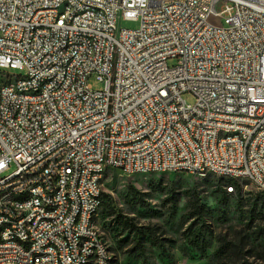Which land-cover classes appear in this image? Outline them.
Instances as JSON below:
<instances>
[{
  "label": "built area",
  "instance_id": "obj_1",
  "mask_svg": "<svg viewBox=\"0 0 264 264\" xmlns=\"http://www.w3.org/2000/svg\"><path fill=\"white\" fill-rule=\"evenodd\" d=\"M85 5H98V13L75 16ZM124 19L139 27H123ZM69 52L76 60L65 63ZM0 67L28 73L26 82L11 77L0 86V221L17 219L23 235L18 216L31 210L26 246L14 245L8 230L0 235V264L7 256L78 264L82 253L104 264L95 235L84 247L73 240L91 233L86 218L103 209L96 195L114 169L193 173L215 165L264 190V0H0ZM44 74L53 78L47 96H20ZM185 93L194 94L193 104ZM229 128H241L240 137L224 138ZM12 166L18 180L2 183ZM37 166L44 174L28 177ZM31 179H40L33 201L9 209L3 192ZM36 193L46 194L53 213L39 210ZM42 242L62 243L63 252L41 250Z\"/></svg>",
  "mask_w": 264,
  "mask_h": 264
},
{
  "label": "rangeland",
  "instance_id": "obj_2",
  "mask_svg": "<svg viewBox=\"0 0 264 264\" xmlns=\"http://www.w3.org/2000/svg\"><path fill=\"white\" fill-rule=\"evenodd\" d=\"M217 8L220 10V5ZM212 21L223 22L216 18ZM139 24L138 20L121 21L125 28H138ZM174 63L175 60L169 61L171 65ZM0 73L27 74L24 69L11 67H0ZM91 82L96 89L103 87L94 78ZM183 98L190 104L195 101L193 93H185ZM13 170L14 166L5 174ZM227 185V181L213 176L192 173L129 175L120 169L110 171L104 179V190L112 195L116 208L134 218L142 230L138 234L134 229L125 230L113 223L109 206H103L101 224L109 231L116 256L114 264H216L215 252L224 243L220 240L223 236L235 244L239 243V236H244L243 249L251 250L249 262L264 264V190L251 182H242L237 184L235 194H228ZM132 187L139 193L135 194ZM173 192L177 198L175 207L171 199ZM195 192L206 207L202 220L191 219ZM198 226L207 231L210 247L206 255L190 243L188 236L189 228L195 230Z\"/></svg>",
  "mask_w": 264,
  "mask_h": 264
},
{
  "label": "bare ground",
  "instance_id": "obj_3",
  "mask_svg": "<svg viewBox=\"0 0 264 264\" xmlns=\"http://www.w3.org/2000/svg\"><path fill=\"white\" fill-rule=\"evenodd\" d=\"M61 10H71V3H61ZM40 13H47V6H40ZM98 13V5H85V8H76L75 16L85 17L89 14ZM89 46H96V39H89ZM63 47H71V39L63 40ZM76 60V52H69L65 55V63H72ZM11 77H15V81L26 82L28 81V73L26 75H13L9 73H0V86H7L11 84ZM53 85L52 74H44L38 81V87L34 86H22L20 88V96L27 97L29 100H40V97H45L48 94V87ZM241 135V128H229L224 130V138H237ZM48 149L40 150V157H47ZM168 172L166 170H156L146 173L135 174H152ZM174 173H188L185 170H173ZM44 174V166H37V168L28 170V177H38ZM96 175H103V167H95ZM202 177L213 176L223 181H227L226 188L231 187L237 192V184L241 183L240 177L235 175V171H225L221 175V171L215 165H196V172ZM103 177V184H104ZM18 180V173L10 172L2 176V183H9L11 181ZM34 186H40V179H31V181H25V188L16 191H4L3 200L12 201L9 202V209H16V204H26L33 201L34 198ZM36 200L39 201V210L44 213H53V206L50 205V200H46V194L36 193ZM58 203L66 202V195H57ZM96 202H104L102 194L96 195ZM103 209L98 212H91L86 218V229H90L91 233H80L78 238L73 240V247H84L88 244H93V235L96 236L98 244H100V251L104 255V264H114L116 256L108 243L105 230L102 228L100 217H102ZM31 210H24L18 216V224L20 226V233L17 228V219L6 218L4 221H0V235H6L8 230V238L14 239V245L26 246L28 238H30L31 232ZM100 221V225L98 224ZM114 223V222H113ZM41 250H52V252H63V244L57 242H42ZM56 262H63V255H56ZM7 264H36L30 263L29 260H21L16 256H7ZM78 264H103L99 258H92V253H82L79 256Z\"/></svg>",
  "mask_w": 264,
  "mask_h": 264
},
{
  "label": "trees",
  "instance_id": "obj_4",
  "mask_svg": "<svg viewBox=\"0 0 264 264\" xmlns=\"http://www.w3.org/2000/svg\"><path fill=\"white\" fill-rule=\"evenodd\" d=\"M132 189L135 194L139 193L134 187H132ZM231 194H235V193H231ZM102 197L104 200V205L109 206L111 210V215L113 216L115 224L117 223L118 225L122 226L125 230L134 229L136 233L138 234L142 233L140 226L136 223L134 218L122 214V212L116 208L114 198L109 192L106 191L103 192ZM171 199L175 207L177 202L175 192L172 193ZM191 211H192L191 219H195V220L197 219L202 220V218L206 214V207L204 204H202L199 193L195 192L194 194V202ZM156 229L158 228H153L152 230H156ZM188 236L189 239H191L190 243L194 245L197 249H199L201 253H203V255H206L207 249L208 247H210V244L206 240L207 231H205L204 227L198 226L197 229L195 230H193V227H190ZM220 240L223 241L224 243L215 252V257L217 259L216 264H254L253 262H249L248 260L249 252L251 250L243 249L244 245H246L244 236H239L238 244L231 242L227 238V236H223L222 238H220ZM138 245H139L138 247L142 249L141 244L139 243ZM256 256L261 257L260 254H256Z\"/></svg>",
  "mask_w": 264,
  "mask_h": 264
},
{
  "label": "crops",
  "instance_id": "obj_5",
  "mask_svg": "<svg viewBox=\"0 0 264 264\" xmlns=\"http://www.w3.org/2000/svg\"><path fill=\"white\" fill-rule=\"evenodd\" d=\"M103 228V227H102ZM104 229V228H103ZM105 230V229H104ZM105 233H106V238H107V241H108V243L110 244V241H109V238H108V233H109V231L107 232L106 230H105ZM111 245V244H110Z\"/></svg>",
  "mask_w": 264,
  "mask_h": 264
}]
</instances>
